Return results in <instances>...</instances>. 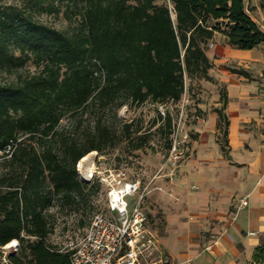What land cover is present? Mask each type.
<instances>
[{"label": "trees", "instance_id": "1", "mask_svg": "<svg viewBox=\"0 0 264 264\" xmlns=\"http://www.w3.org/2000/svg\"><path fill=\"white\" fill-rule=\"evenodd\" d=\"M75 18L67 31L34 13ZM215 35L236 49L264 43L244 0H24L0 2V246L18 241L10 264H70L71 251L47 242L48 209L78 210L88 182L75 165L92 151L113 148L110 116L124 105L179 103L184 79L211 80L208 43ZM28 63L35 71L19 73ZM232 73L246 76L241 69ZM216 129L227 145L226 95L219 92ZM69 118L71 129L61 128ZM167 150L173 118L158 116ZM121 124L123 139L141 149L146 134ZM221 151L226 153L221 146ZM256 259L264 262V246Z\"/></svg>", "mask_w": 264, "mask_h": 264}, {"label": "crops", "instance_id": "2", "mask_svg": "<svg viewBox=\"0 0 264 264\" xmlns=\"http://www.w3.org/2000/svg\"><path fill=\"white\" fill-rule=\"evenodd\" d=\"M218 36L207 53L208 75L224 84L227 151L201 152L190 171L159 180L164 192L149 193L163 218L158 231L149 229L164 264H264L255 258L264 246V43L240 50ZM219 106L217 99L213 109ZM216 121L210 112L208 141L218 131Z\"/></svg>", "mask_w": 264, "mask_h": 264}, {"label": "rangeland", "instance_id": "3", "mask_svg": "<svg viewBox=\"0 0 264 264\" xmlns=\"http://www.w3.org/2000/svg\"><path fill=\"white\" fill-rule=\"evenodd\" d=\"M0 2L19 6L24 4V0H0ZM154 2L160 4L165 0H154ZM244 6L245 12L252 17L251 19H254L257 25L264 26V0H244ZM34 16L38 21L62 31L69 30L76 22L75 18L68 19L63 12L58 15L35 12ZM215 38L218 42L220 41L218 35ZM211 42L213 45L216 43L215 39H212ZM212 50L213 47H207V53L211 54ZM34 71V66L28 63L19 73L26 74ZM209 72L210 69L208 74ZM12 78L13 75L0 72V82L9 81ZM184 82L185 89L179 103L167 102L163 105H154L146 102L139 106L128 104L116 111L117 120L110 116L109 121L114 123L113 126L118 136L115 146L100 153L92 151L85 155L84 160L81 158L76 163L75 170L78 178L89 184L86 190L87 195L84 202L80 203L78 210H73L68 206L60 207L58 202L54 201L47 211L52 224V231L47 237L49 244L61 249L73 247L82 236L91 216L105 210L107 187L103 177L121 171L126 179L138 180L141 189L150 180H153L150 183V194L164 192L159 180L174 181L185 172V169L190 171L191 162L195 161L201 152L216 151L221 154V146L227 151V145L221 141L218 131L209 141L205 139L206 134H212L207 127L208 114L214 110V103L219 99V92L224 90V84L215 81L213 77L211 80L196 77L185 78ZM161 111L164 112V115L160 114ZM166 113H169L173 118V123L178 121L182 113L179 125L180 162L178 172L173 175L170 169L164 165L168 155L165 137L161 131L156 130L160 125V121H157L158 116L164 117ZM124 122L131 123L132 130L138 129L137 134L148 136L147 142L141 149H132L135 143L134 136L132 140L123 139L121 136V124ZM59 127L71 129L69 118H64ZM1 162L2 158H0V172ZM79 164L81 168H78ZM162 166L163 168L159 172ZM154 187L161 190H154ZM150 194L145 197L144 201V210L148 217L147 226L158 231L163 218ZM165 194L172 200H178V197L172 195L170 190H167ZM137 195L138 193H136V197ZM126 200L133 203L135 197H127ZM16 242L18 243L17 240Z\"/></svg>", "mask_w": 264, "mask_h": 264}, {"label": "built area", "instance_id": "4", "mask_svg": "<svg viewBox=\"0 0 264 264\" xmlns=\"http://www.w3.org/2000/svg\"><path fill=\"white\" fill-rule=\"evenodd\" d=\"M212 46L213 43L209 42L208 47ZM160 114L164 115V112ZM181 118L182 113L173 125L164 162L172 175L178 172L180 162ZM103 179L107 187L105 210L91 216L80 239L68 248L71 251L70 264H164L157 250L156 237L147 226L148 217L144 210L145 197L151 192L150 183L153 180L141 189L138 180L126 179L121 171ZM153 189L161 190L157 187ZM127 197H135V201L129 203ZM239 205L243 207L246 202L242 200ZM15 243L14 246H0V264H10L9 256L18 251L16 240Z\"/></svg>", "mask_w": 264, "mask_h": 264}, {"label": "bare ground", "instance_id": "5", "mask_svg": "<svg viewBox=\"0 0 264 264\" xmlns=\"http://www.w3.org/2000/svg\"><path fill=\"white\" fill-rule=\"evenodd\" d=\"M85 159V156L82 157V160ZM78 168H81L80 164L78 165ZM9 246H14L15 245V240L11 241L10 243H8Z\"/></svg>", "mask_w": 264, "mask_h": 264}]
</instances>
